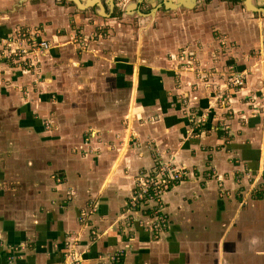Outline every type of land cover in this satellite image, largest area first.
<instances>
[{"label":"crops","instance_id":"obj_1","mask_svg":"<svg viewBox=\"0 0 264 264\" xmlns=\"http://www.w3.org/2000/svg\"><path fill=\"white\" fill-rule=\"evenodd\" d=\"M142 1L79 12L0 0V36L31 27L52 44L37 73L0 63V264H63L69 251L77 264L120 252L117 264H264V124L252 104L264 82L249 75L216 102L264 51V0H250L260 11L195 0L179 13L176 0L170 11ZM157 163L185 168L161 196L158 234L148 203L120 219Z\"/></svg>","mask_w":264,"mask_h":264},{"label":"built area","instance_id":"obj_2","mask_svg":"<svg viewBox=\"0 0 264 264\" xmlns=\"http://www.w3.org/2000/svg\"><path fill=\"white\" fill-rule=\"evenodd\" d=\"M75 41L72 38L70 40L73 44H76ZM221 45L225 46L224 39L221 41ZM262 45L264 46V40ZM79 46L84 48L82 42L79 43ZM51 48L52 44L43 39L42 32L39 29L20 28L13 33L0 36V63L7 68L33 70L37 73L38 60ZM250 57H252L251 65H245L241 73L235 72L229 77L228 86L219 93V98L216 99L217 104L222 105V99L225 100L228 97L230 89L243 86L245 75L248 72L258 75L260 80L264 82V51L262 48L259 50L254 49ZM44 126L48 128L49 124L44 122ZM184 171L185 168L178 163H157L151 173L145 174L143 178H138L137 187L120 219L124 222L130 221L131 215H129V212L134 211L141 203H148L151 200L160 203L162 193L167 192L171 185H177L181 181ZM159 207L160 205L151 211L150 228L156 234L167 227L166 216L161 213ZM69 253L65 254L63 264H77L79 258L74 255L73 251H69ZM122 255L120 252L109 256L106 264H117Z\"/></svg>","mask_w":264,"mask_h":264},{"label":"rangeland","instance_id":"obj_3","mask_svg":"<svg viewBox=\"0 0 264 264\" xmlns=\"http://www.w3.org/2000/svg\"><path fill=\"white\" fill-rule=\"evenodd\" d=\"M86 12V11H85ZM119 14H121V12H120V10H119V12H118ZM118 13L116 14V15H118ZM118 17V16H117ZM91 33V32H90ZM75 35H77V33H74L73 34V37H72V39H74V40H76L75 42H76V46H78L81 50H89L87 47V43L85 42V41H83V39H81V38H76L75 37ZM91 37L92 38H94V35L93 34H91ZM46 41V40H45ZM48 42V41H47ZM81 42H83V47L84 48H81L80 46H79V43H81ZM47 53V52H46ZM45 53V54H46ZM173 66L174 67H176L175 69H177V66H178V64H173ZM178 68H181L180 66L178 67ZM187 68H186V66H183V68H182V71H185ZM234 74V73H233ZM249 76V74L247 73V75L245 76V79H247V77ZM229 77H230V75H229ZM229 77H228V79H229ZM244 86H245V83H244ZM260 89V92L261 93H259L258 94V96L257 97H254L253 99H252V104L254 105V106H257L258 108H257V110H258V113H259V115H257L258 117H259V119H260V121L262 122V124H264V86L262 85L261 86V88H259ZM220 93V92H219ZM219 93L217 94V97L219 98ZM216 97V98H217ZM224 102H225V100H223L222 99V104H224ZM217 105H220L219 103L217 104ZM221 106V105H220ZM213 108H214V105H213ZM211 113V109L210 108H208V111L206 110V113L205 114H203L202 116H201V118H203V119H201L200 118V120H199V123L198 124H200V123H205V122H207V118H208V114H210ZM203 120V121H202ZM201 121V122H200ZM260 137L261 138H263V134H261L260 135ZM264 139V138H263ZM261 143H262V139H261V141H260V145H261ZM264 156V149H261V151H260V158L259 159H262V157ZM264 158V157H263ZM240 177V176H239ZM243 179L244 180H246L247 181V183H248V186H249V184L251 183V182H253V180L254 179H257V178H253L252 176H246V175H244V177H243ZM258 182V181H257ZM251 186V185H250ZM249 186V187H250ZM135 191V190H134ZM165 192H163L162 193V195L164 194ZM155 200H151V201H149L148 203L152 206V208L153 209H155V207H158L161 203H158V202H154ZM161 207V206H160ZM158 208L159 210H161V208ZM130 215V214H129ZM151 218H152V216H151ZM121 222H124L123 220H121ZM124 224V223H123ZM14 259L13 258H9V260H8V263L9 264H14Z\"/></svg>","mask_w":264,"mask_h":264},{"label":"water","instance_id":"obj_4","mask_svg":"<svg viewBox=\"0 0 264 264\" xmlns=\"http://www.w3.org/2000/svg\"><path fill=\"white\" fill-rule=\"evenodd\" d=\"M67 1H68V3L72 4L77 9V11H79V12H85L86 10H89V9H96L97 6H99V7L102 6L101 4H99L100 0L99 1L96 0L95 2H93V0H67ZM176 1H177L178 6H179L177 8H180V9L176 10V12L179 13L182 10L183 11L184 10L189 11V10L193 9L194 4L192 5V2L195 1V0H189L188 3L185 2L184 0H176ZM244 1H245L244 4L248 8V10H251V11H253V10H257V11L259 10L260 11L261 10V9H258L256 7L251 6L250 5V0H244ZM26 2H27V0H21L22 4L26 3ZM166 4L168 5L167 6V11H170L173 8L175 9L176 6H177V5H174V3L171 2V0L167 1ZM180 4H185V7H180ZM111 5H112V2H111ZM133 11L136 12L137 11V7H135L133 9ZM138 14H140L143 17H146V15L141 14L139 11H138ZM148 18H150V17H148Z\"/></svg>","mask_w":264,"mask_h":264},{"label":"trees","instance_id":"obj_5","mask_svg":"<svg viewBox=\"0 0 264 264\" xmlns=\"http://www.w3.org/2000/svg\"><path fill=\"white\" fill-rule=\"evenodd\" d=\"M248 74H249V75H253L252 72H248ZM246 75H247V74H246ZM246 75H245V76H246ZM254 76H255V75H254ZM244 83L246 84V79L244 80ZM243 86H244V84H243ZM243 86H242V87H243ZM237 89H238V88H237Z\"/></svg>","mask_w":264,"mask_h":264},{"label":"flooded vegetation","instance_id":"obj_6","mask_svg":"<svg viewBox=\"0 0 264 264\" xmlns=\"http://www.w3.org/2000/svg\"><path fill=\"white\" fill-rule=\"evenodd\" d=\"M142 4H144V0L142 1ZM142 9V8H141ZM91 11H93V10H91ZM94 12V11H93ZM107 12H110L108 9H107Z\"/></svg>","mask_w":264,"mask_h":264},{"label":"bare ground","instance_id":"obj_7","mask_svg":"<svg viewBox=\"0 0 264 264\" xmlns=\"http://www.w3.org/2000/svg\"><path fill=\"white\" fill-rule=\"evenodd\" d=\"M93 2H95V0H93Z\"/></svg>","mask_w":264,"mask_h":264}]
</instances>
